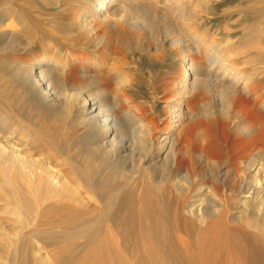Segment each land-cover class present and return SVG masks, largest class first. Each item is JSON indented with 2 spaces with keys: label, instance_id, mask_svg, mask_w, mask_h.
<instances>
[{
  "label": "bare ground",
  "instance_id": "6f19581e",
  "mask_svg": "<svg viewBox=\"0 0 264 264\" xmlns=\"http://www.w3.org/2000/svg\"><path fill=\"white\" fill-rule=\"evenodd\" d=\"M12 1L0 0L2 10ZM80 1L75 26L87 37L85 47L98 52L102 45L107 55L104 61L86 60L90 66L80 67L88 82L84 88H77L73 80L74 84H69L67 63L55 55L5 65L18 88L11 92L4 84L0 89V264H161L168 218L173 219L174 228H182L188 235L201 231L209 217L214 220L209 218L206 230L237 234L233 225L225 222L231 219L240 222L238 233L246 228L264 233V115L257 106L258 91L251 85V76L243 77L226 61L224 45H211L200 32L206 28L198 25L202 17L193 4L198 0ZM127 10L132 11L123 21L145 34L156 33L161 44L179 45L180 68L186 69L175 85L178 101L169 105L172 125L156 140L136 114L138 108L129 106L118 113L121 101L107 89L118 61L112 54V41L104 42L96 35L93 18L112 29L115 16ZM5 12L9 13L8 9ZM4 15L1 13L0 20ZM14 15L22 18L17 12ZM0 37L12 43V50L18 49L20 41H16L14 31H0ZM226 39L228 43L230 39ZM189 53H202L207 68L190 61ZM3 77L1 72L0 82ZM213 87L231 96L225 110L217 119L191 123L189 133L178 142L174 136V140L171 133L184 118L189 97ZM55 111L63 112L71 129L68 135L50 131L48 118ZM229 122L233 133L227 142ZM199 125L203 133L193 134ZM125 127L130 129L128 137L122 135ZM139 128L144 130L142 135L137 133ZM139 139L144 144L143 153L136 152ZM176 143L178 152L185 149L183 155L176 152ZM112 161L121 166L117 168ZM195 162L214 171L210 168L194 174ZM180 165L189 166L192 172L179 170ZM205 177L212 179L210 184ZM210 196L223 199L222 205L209 210ZM115 218L125 219L121 220L126 236L139 231L140 257L116 240V232L121 231L119 224L115 227L118 230L112 228ZM57 231L61 235L56 236ZM80 237L87 243L84 250L61 261L52 257L51 246L61 248V252L73 251ZM259 238L264 239V235Z\"/></svg>",
  "mask_w": 264,
  "mask_h": 264
},
{
  "label": "rangeland",
  "instance_id": "374dc122",
  "mask_svg": "<svg viewBox=\"0 0 264 264\" xmlns=\"http://www.w3.org/2000/svg\"><path fill=\"white\" fill-rule=\"evenodd\" d=\"M215 2L218 4L215 5ZM82 3L83 2L80 0H13L11 4L8 5L9 8H6L9 13H6V10H2L3 8L0 7V17L1 13L6 14L0 20V31H14L15 39H17L16 41H20L19 45H17L18 49L14 51V49L12 50L13 47H11L12 43H5L0 37V73L2 72L4 76L0 82V89L3 88L4 84L7 85V89L11 92L18 88L17 81L15 82L7 75L8 70L11 69L7 68L5 65L11 66V62L14 61L31 62L35 58H40L44 55H50L51 57L55 55V59L57 58L62 62H66L65 74L66 76L68 75V82L71 80L69 84L75 83L74 85L79 89L85 87L88 82L81 76L80 67L90 66L85 62L86 60L104 61L107 55L103 52L102 45L98 46V52L85 47V43L87 44V37L75 26V22H77L80 16V6ZM206 3L207 1L205 2L202 0L193 3L197 15L202 17L198 25L201 26L200 28H202V26L206 28L200 32L206 35V39L211 45L217 48L224 45L225 51L222 52L224 58L228 63L234 66L235 72L243 75V77L251 76V85L255 86V90L258 91L256 92L259 95L257 106L264 115V0H213L212 4ZM206 5L212 8L207 9ZM14 9H16L17 14L22 17L20 20L15 18L16 16L14 14L16 12ZM131 11L132 10H127L121 12L120 15H116L115 24L112 29H108L95 18H93V23L95 25V32L97 31L96 35L99 34V37L102 36L104 42H108L109 40L108 43L111 44L112 41V54L116 56L114 58L118 61L116 63L117 65L114 64V70H112V80L107 84L108 91L112 92V94H117L118 101H121L120 109L117 110V112L119 113L122 109L129 106H132L131 108L137 107L138 111L136 114L141 118L143 124H146L150 129L153 140H156L163 131L172 125V120H174V118L172 117L173 114L171 113L169 105L173 101H178V96L175 95V85L186 73V69L180 68L182 54L178 47L179 45L161 44L160 36L156 33L153 32L152 36L145 34V32L141 31L138 27H132L129 23L123 21L124 17H127L126 15L129 16ZM124 14L125 16H123ZM148 14L150 15L151 13L148 12ZM121 15L123 18L120 17ZM151 18L150 20H152ZM146 35H148V37ZM149 36H151L150 38L152 39H150ZM226 38L230 39L228 43H226ZM4 44L7 46L9 45V48L7 47L8 50L4 49L6 46H4ZM91 51H94L93 53H95V55L93 53L91 54ZM189 57L190 61L201 64L204 69L207 68L208 64L202 53H189ZM103 73H105V71ZM203 90L204 89H202V91ZM63 91L64 90H61L63 93L62 96H65V91ZM200 91H196L194 95L189 97V101L184 109L186 112L185 116L179 123L180 125L177 130L171 133V137H173L174 140L176 137L177 142L180 141L181 137L189 133L188 127L191 123L200 119L213 120V118H219L220 114L225 110L226 105L231 100V96L223 92L220 88H206L203 92ZM126 100L129 101V103H127ZM55 112L56 113L53 114L54 116H52V118L50 117L51 119L48 118L51 122L47 121L49 122V126L51 124L50 131L54 132L52 133L54 135L56 132L58 133H56V135H68L69 133L67 132H70L71 129H69V124L65 120V117L61 115L63 112ZM241 119L244 120V117L241 116ZM199 126L194 129L192 132L193 134L194 132L201 133L204 130L201 125ZM228 127L231 131L233 128L231 122L228 123ZM256 127L257 126L254 127L255 130ZM142 128L145 130V127ZM129 130L130 129L126 127L122 129L123 137L130 136L131 133ZM138 130L137 133L142 135L144 130L141 128ZM140 131L142 133H139ZM232 133L233 131H231V135L227 142L232 140ZM77 141H79V139ZM141 143L143 144L141 139L137 140L136 152L138 153H143ZM176 146V152H178L179 144L176 143ZM184 150L185 149L179 150L178 153L181 154V152H183L181 154L183 155ZM202 154L204 155L203 157L207 158L208 155L205 151H203ZM112 164L114 166L116 165L117 168L121 166V163H117L116 161H112ZM194 166L196 167V172L193 171L194 174L197 173V171V174H200L202 170L205 171L211 168V166L207 165L205 167V165L202 166V164L196 162ZM225 167L229 168L227 165H225ZM187 169H190V167L186 165H180L179 167V170L183 172L187 171ZM191 170L192 169H190V171ZM229 170L231 179L233 178V169L230 168ZM211 171H214L213 167ZM203 180L209 184L212 181L210 177H205ZM210 197L207 201L209 210L222 205L223 199L219 197H217L218 199ZM209 218L212 219L211 217ZM209 218L203 223L201 231H196L194 234L192 233V235H188L182 228H174L173 219L168 218V220L165 221V245H162L163 252H161L162 254L164 253V258L160 263L239 264L240 261V264H264V239H258V237H261L264 233L248 228L244 230V233H238L240 222L231 219H226L228 221H224L228 222L230 225L232 224L237 234L229 235L226 231L223 232L224 230L220 229L206 230L205 225L210 222ZM121 219L125 220L123 218L112 219L113 230H118L115 227L119 224L120 227L118 226V228L121 231L116 232L119 233L116 236L117 238L114 237L117 241L119 240L120 243H125L126 249H128L130 253L132 252L140 257L142 250L140 247H137L140 238L139 231L135 230L132 234L126 236L123 234V229L125 228L124 224H122L124 221ZM212 220H214V218ZM105 223L109 224L110 221L106 220ZM54 233L56 236L61 235L59 231ZM185 238L187 241H185ZM86 244V241L80 237L75 240V249L73 251L70 249L68 251L62 250L61 252V248L51 246L50 252L53 258L61 261L64 257L76 254L79 250H84ZM234 244L236 246H234ZM169 250L170 252H168Z\"/></svg>",
  "mask_w": 264,
  "mask_h": 264
}]
</instances>
